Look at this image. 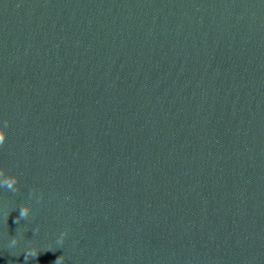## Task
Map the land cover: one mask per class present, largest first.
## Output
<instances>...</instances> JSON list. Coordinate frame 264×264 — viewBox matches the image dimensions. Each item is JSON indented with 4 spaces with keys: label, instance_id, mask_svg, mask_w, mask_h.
I'll use <instances>...</instances> for the list:
<instances>
[{
    "label": "water",
    "instance_id": "water-1",
    "mask_svg": "<svg viewBox=\"0 0 264 264\" xmlns=\"http://www.w3.org/2000/svg\"><path fill=\"white\" fill-rule=\"evenodd\" d=\"M3 120L0 264H264V0H0Z\"/></svg>",
    "mask_w": 264,
    "mask_h": 264
},
{
    "label": "clouds",
    "instance_id": "clouds-1",
    "mask_svg": "<svg viewBox=\"0 0 264 264\" xmlns=\"http://www.w3.org/2000/svg\"><path fill=\"white\" fill-rule=\"evenodd\" d=\"M10 121L3 120L0 121V149H2L6 143L7 140V129L9 128ZM0 189H5L7 191H10L12 193H16L19 191V177L13 174H9L7 170L4 167H0ZM35 194V189L32 190L30 195ZM42 199V197L40 198ZM39 202V201H38ZM9 213H7L8 215ZM32 215V206L28 203L22 204L19 208V215L14 219V223L19 224L21 220H28L29 217ZM36 232L39 231V227L35 229ZM68 235V230L65 229L63 232L59 234V236L56 239V245L62 246L66 237ZM21 235L16 234L15 236H12L8 242V248H14L20 243ZM53 249H48L44 251H49ZM40 249H37L35 247H29L26 249L25 252V258H36L39 253ZM63 257V259H62ZM65 257L63 255L57 257L55 264H64Z\"/></svg>",
    "mask_w": 264,
    "mask_h": 264
}]
</instances>
